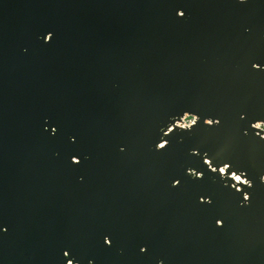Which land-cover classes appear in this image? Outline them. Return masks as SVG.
<instances>
[{"label": "water", "instance_id": "95a60500", "mask_svg": "<svg viewBox=\"0 0 264 264\" xmlns=\"http://www.w3.org/2000/svg\"><path fill=\"white\" fill-rule=\"evenodd\" d=\"M181 4L0 0V264H264V0Z\"/></svg>", "mask_w": 264, "mask_h": 264}, {"label": "snow or ice", "instance_id": "6c2138e0", "mask_svg": "<svg viewBox=\"0 0 264 264\" xmlns=\"http://www.w3.org/2000/svg\"><path fill=\"white\" fill-rule=\"evenodd\" d=\"M239 2L243 3L244 0H239ZM175 6H176V12L175 15L177 18H183L185 15V12L181 10L182 4H181V0H175ZM54 37V33H52L51 31H48L46 34L43 35V43L44 44H48L51 43V40ZM260 63H252V67H257ZM181 111L176 112L175 114L177 116H180ZM185 118L190 119L191 123L184 125V124H179L178 127L181 128H186L187 131L181 132L179 133L180 135H189L192 132L195 131V129L199 128L202 126V124L200 123V121H203V123L208 124L209 127H219L221 124V119L219 117H214V124H213V120H204V116L201 113H197L196 115H192V116H188L187 113H184ZM241 120L244 119V116L241 115L239 117ZM259 120H264V119H259ZM45 127L43 128V131H45L46 133H50L52 135L53 138L56 137V135L58 134H62V130L60 128V125L58 123H56L55 121H49L48 119H46L44 121ZM257 126V125H256ZM257 127H261L262 130H264V125H259ZM169 131H173L172 129H169ZM67 135V141H68V150H69V155H70V164L73 166H78L81 163V158L80 154H73L72 152V146L73 144L76 142V137L74 134H66ZM245 136H247V132L244 133ZM165 136H167V133H165ZM260 140L264 141V137H260ZM159 147L161 149L165 148V144H160ZM120 151H123V148L119 149ZM83 159H87L86 156L83 157ZM204 163L208 164L210 163L208 160H205ZM211 163H216L215 159H213L211 161ZM229 168V164H225L223 168H220V172L223 173L225 172L226 169ZM213 171H215V169H213ZM235 180H237L238 182L242 183V184H248L247 188H251L252 185L250 183H248L245 180H241L240 176H234ZM186 177L185 176H178V177H173L171 181H174V183H171V187L176 188V185H182L185 182ZM193 183H200L199 178H197V180L193 181ZM242 191L241 189H236V192H240ZM199 196V201L196 203L199 207H201L204 211L208 212V213H213V212H217V202H216V197L215 195L211 192V191H199L197 193L194 194V200L195 197ZM205 197H207V199H205ZM244 200H249V195L246 194L244 196ZM215 224L216 227H221L222 226V217L217 216V218H215ZM7 229L3 224H0V234H3L4 232H6ZM102 244L104 246L107 247H111L112 244V240L108 235H104L102 237ZM146 245H141L139 246V252L141 254L146 252ZM70 253H71V258L70 257ZM75 259V253L72 252L71 249L68 250H62V261L61 264H73V261ZM88 264H93V262L91 260H89Z\"/></svg>", "mask_w": 264, "mask_h": 264}, {"label": "built area", "instance_id": "2783aa9c", "mask_svg": "<svg viewBox=\"0 0 264 264\" xmlns=\"http://www.w3.org/2000/svg\"><path fill=\"white\" fill-rule=\"evenodd\" d=\"M189 117H190V116H189ZM190 123H191V120H190V119H187V118H185V116H183V117L181 118L180 122L177 123V126H178L179 124L187 125V124H190ZM256 125H263V124L257 123V124H255V125H253L254 128H256V129H258V130H262L261 127H257ZM262 131H264V130H262ZM222 174H223V173H222ZM234 176H235V175L231 174V175H230V178H232V180H233V185H235V186H236V189H238V188H239L238 185H239V184H242V183H240V182H238L237 180H235ZM241 180H244V179H241Z\"/></svg>", "mask_w": 264, "mask_h": 264}, {"label": "clouds", "instance_id": "9594fccd", "mask_svg": "<svg viewBox=\"0 0 264 264\" xmlns=\"http://www.w3.org/2000/svg\"><path fill=\"white\" fill-rule=\"evenodd\" d=\"M257 126H259V125H257Z\"/></svg>", "mask_w": 264, "mask_h": 264}, {"label": "bare ground", "instance_id": "6f19581e", "mask_svg": "<svg viewBox=\"0 0 264 264\" xmlns=\"http://www.w3.org/2000/svg\"><path fill=\"white\" fill-rule=\"evenodd\" d=\"M222 174V173H221Z\"/></svg>", "mask_w": 264, "mask_h": 264}]
</instances>
